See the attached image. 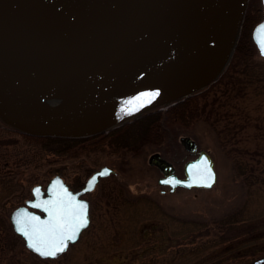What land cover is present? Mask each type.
Listing matches in <instances>:
<instances>
[{
    "label": "water",
    "instance_id": "1",
    "mask_svg": "<svg viewBox=\"0 0 264 264\" xmlns=\"http://www.w3.org/2000/svg\"><path fill=\"white\" fill-rule=\"evenodd\" d=\"M247 1L0 0V123L28 135L84 137L197 93L229 62ZM260 2L251 39L264 57L257 32L264 25ZM178 142L188 152L196 150L188 135ZM146 161L169 192L177 186L209 188L216 180L204 149L184 161L181 176L157 151ZM111 171L100 166L75 191L58 174L43 187L33 184L30 197L8 214L12 231L39 258L57 257L89 223L88 201L79 195ZM80 202L86 224L55 256L40 255L17 231L23 218L33 239L52 246L69 234ZM58 224L63 228L54 229Z\"/></svg>",
    "mask_w": 264,
    "mask_h": 264
},
{
    "label": "rangeland",
    "instance_id": "2",
    "mask_svg": "<svg viewBox=\"0 0 264 264\" xmlns=\"http://www.w3.org/2000/svg\"><path fill=\"white\" fill-rule=\"evenodd\" d=\"M254 58L262 64L261 71L252 72L250 80L243 76L235 81L239 85L238 91L231 90L226 96H220L215 112L208 114L225 145L232 147L231 152L242 163L248 181H252L250 184H244L241 176L236 175L232 159L221 147L214 130L203 121L189 128L178 127L175 145L146 144L138 155H127L124 160L115 153L101 149L74 158L43 153L42 158H37L36 168L27 166L21 170L23 176L19 187L10 193L12 196L5 201V207L0 208L6 226L10 225V210L30 197L29 189L33 184L39 183L43 187L54 174L60 175L69 185L76 184V181L82 182L102 165L111 167L112 171L107 175L108 179L101 181L99 178L92 190L83 193V197L89 201L87 229L80 232L73 245L58 255V260L39 258L25 248L21 238L15 240L12 250L6 254L21 264H137L145 255L166 256L175 245L187 246L190 243L188 234L177 233L179 223L173 218L209 221L240 208L242 218L228 232L229 235L238 236L229 241L227 247L241 244H246V247H238L239 251L234 256L224 257L222 262L215 264H264V229L259 226L264 223V57L256 51ZM222 87L220 85L218 91ZM210 110L211 107L207 105L206 112ZM180 135L191 137L196 150L204 149L211 156L216 173L211 187H176L169 192L157 184L158 169L147 163V156L157 151L171 162L175 172L181 176L180 167L186 150L178 142ZM113 178L125 186L128 197L135 198L142 194L149 198V202L133 204L138 210L146 207L142 211L144 216L135 221V228L142 229L143 234L136 243L133 242L134 237L124 233L127 222L125 224L123 216L118 215L116 222V216L110 214V211L125 205L119 201V204L111 207L103 198L107 189L114 188L110 184ZM160 188L165 191L160 192ZM116 193L113 192L114 195ZM209 251L215 253L220 249Z\"/></svg>",
    "mask_w": 264,
    "mask_h": 264
},
{
    "label": "trees",
    "instance_id": "3",
    "mask_svg": "<svg viewBox=\"0 0 264 264\" xmlns=\"http://www.w3.org/2000/svg\"><path fill=\"white\" fill-rule=\"evenodd\" d=\"M261 14L260 0H248L232 55L223 72L206 88L167 106L165 109L150 111L107 132L84 137L28 135L9 129L0 123V208L5 207V201L9 196H12L10 193L19 187L18 183L22 181L23 176L21 170L27 166L36 168L37 158H42L43 153L74 158L101 149L115 153L124 160L127 155H138L142 146L146 144L154 146L161 143L175 145L177 128H189L199 121L207 123L214 130L221 147L232 159V167L236 171V175L241 176L244 184H250L252 181H248L242 163L231 152L232 147L225 145L214 122L209 120L208 114L211 111L215 112L220 96H226L231 90L238 91L239 85H236L235 81L243 76L247 77L246 80H250L249 75L252 72L261 71L262 64L254 60L256 48L251 39V30L261 19ZM220 85L223 87L218 91ZM235 91L234 94L236 95ZM209 96L210 98H208ZM207 105L211 107L209 113L206 112ZM108 177L100 178V180L108 179ZM29 179L31 178L29 177ZM81 184V181H76V184L71 186L79 187ZM110 184L114 188L107 189V192L103 194L106 204L112 207L121 201V205H125H117L116 207L119 206V208L115 207L116 210L110 211V214L116 216V222L119 218L118 215L123 216L125 224L127 222L124 233L131 235V238L134 237L133 242L136 243L140 237H143V234H141L142 229L137 230L135 228V221L144 216L142 211L146 207L138 210L134 206L139 202H149V198L142 194L135 198L128 197L125 186L114 178L110 179ZM114 191H117L115 195L113 194ZM2 213L0 209V256L4 258V260L0 258V264H21L11 255L6 254L7 251L12 250V246L15 245L16 241H19L20 237L12 231L10 225L6 226ZM241 218L242 210L240 208L227 211L218 218L209 221L173 218L179 223L177 233L188 234L190 243L187 246L175 245L166 256L145 255L137 264L220 263L222 258L234 256L239 248L246 247V244L227 247V243L238 236L237 234L229 235L228 232ZM132 222L133 225L131 226ZM259 226L264 229V223ZM71 245L73 243L69 244V246ZM214 248H219L220 252L209 251ZM59 258L57 256L44 259L58 260Z\"/></svg>",
    "mask_w": 264,
    "mask_h": 264
},
{
    "label": "snow or ice",
    "instance_id": "4",
    "mask_svg": "<svg viewBox=\"0 0 264 264\" xmlns=\"http://www.w3.org/2000/svg\"><path fill=\"white\" fill-rule=\"evenodd\" d=\"M257 32L261 34V41H260V47L261 52L264 54V25H260L257 29ZM210 171V170H209ZM103 175V173H101ZM95 179V178H93ZM164 183H173L175 181L173 180H166L163 181ZM92 181H89V185L91 186ZM207 186H210L207 185ZM88 190V189H86ZM80 211L75 216V221L70 225L69 234L64 236L61 240H58L55 244L52 246H47L43 240H41L39 243L37 240L33 239L30 235L29 231L26 230V224L24 223L23 218L17 220V231L21 232L23 235L29 238L30 243L29 247L33 248L34 251L38 252L42 256H55L60 252H63L65 250L66 244L64 243L65 240H73L75 239L76 233L79 231L80 228H82L86 224V220L84 219V213L83 209L85 205L83 202H80L79 206ZM63 228V224H58L54 226L55 228ZM35 232V229L33 230Z\"/></svg>",
    "mask_w": 264,
    "mask_h": 264
},
{
    "label": "flooded vegetation",
    "instance_id": "5",
    "mask_svg": "<svg viewBox=\"0 0 264 264\" xmlns=\"http://www.w3.org/2000/svg\"><path fill=\"white\" fill-rule=\"evenodd\" d=\"M260 9H261V12H262V8H261V2H260ZM160 154V153H159ZM197 155V150H195L194 152H188V151H184V156H183V160H182V163H181V169H182V165H183V162L185 161V160H187V159H191V158H193V157H195ZM157 169V168H156ZM159 172V171H158ZM174 172H175V167H174ZM175 174L177 175V176H180V175H178L176 172H175ZM159 175H160V172H159ZM84 181V180H83ZM83 181H82V183H83ZM156 182H157V179H156ZM66 183V182H65ZM67 184V183H66ZM158 184V183H157ZM68 185V187L69 188H71V190H73V191H75V190H77L78 188H80L81 186H82V184L79 186V187H77V188H74V187H72L71 186V184L69 185V184H67ZM161 187H164V188H166V190L168 189V186L166 185V184H163V185H160ZM164 188H160V192H164L165 191V189ZM176 188V187H175ZM79 197L80 198H84L83 197V194H81V195H79ZM26 199V198H25ZM85 199V198H84ZM88 201V200H87ZM89 202V201H88ZM23 203V202H22ZM89 204V203H88ZM89 206V205H88ZM259 260H261V259H259ZM255 262H257V261H254V263Z\"/></svg>",
    "mask_w": 264,
    "mask_h": 264
}]
</instances>
